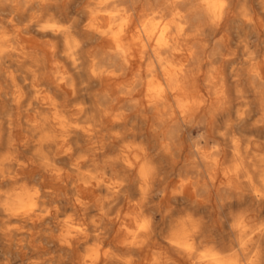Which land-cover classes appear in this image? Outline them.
<instances>
[{"label":"clouds","instance_id":"obj_1","mask_svg":"<svg viewBox=\"0 0 264 264\" xmlns=\"http://www.w3.org/2000/svg\"><path fill=\"white\" fill-rule=\"evenodd\" d=\"M0 264H264V0H0Z\"/></svg>","mask_w":264,"mask_h":264}]
</instances>
